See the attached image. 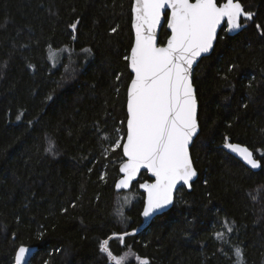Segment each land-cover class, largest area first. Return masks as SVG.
<instances>
[{"label":"trees","instance_id":"1","mask_svg":"<svg viewBox=\"0 0 264 264\" xmlns=\"http://www.w3.org/2000/svg\"><path fill=\"white\" fill-rule=\"evenodd\" d=\"M240 1L253 18L235 35L220 30L194 73L199 176L191 190L180 187L170 210L126 238L150 264H235L236 246L244 264H264V0ZM132 4L0 0V264H14L20 245L37 246L30 264H110L100 241L142 226L139 184L151 178L143 171L130 190L117 191L124 156L111 147L126 137ZM169 34L164 26L162 44ZM226 136L252 149L261 169L228 153ZM129 195L122 220L115 210ZM225 221L234 222L231 233ZM110 247L129 250L117 240Z\"/></svg>","mask_w":264,"mask_h":264},{"label":"snow or ice","instance_id":"2","mask_svg":"<svg viewBox=\"0 0 264 264\" xmlns=\"http://www.w3.org/2000/svg\"><path fill=\"white\" fill-rule=\"evenodd\" d=\"M131 12L135 40L130 53L124 57L132 73L127 85L126 139L118 137L111 147L113 150L122 147L126 157L120 164L123 175L115 184L117 189H128L141 169L153 174L154 182L139 184L147 191L142 215L149 217L173 203L178 184L191 188L190 182L197 176L189 152L190 143L199 131L193 63L213 47L218 28L224 30L226 26L228 32H235L245 26L241 19L251 20L254 13L245 11L240 0H224L219 4L217 0H133ZM164 19L171 34L166 43L160 45L157 28L162 26ZM77 23L69 27L75 31ZM256 27L260 28V25ZM55 51L59 50L50 51V59L54 60ZM224 139V147L251 169L261 168V161L254 158L253 150L228 142L227 136ZM46 151L55 154L52 141ZM261 156L264 158V152ZM130 203L131 195L124 197L115 210L122 220L127 219L124 208ZM231 223L234 222H224L228 233L233 231ZM135 232L136 229L132 233H113L100 241V251L106 254L110 264H130L132 259L137 264H150L147 257L135 254L126 244V238ZM215 238L224 244L230 243L224 233H217ZM112 240L119 241L129 250L122 255L115 254L110 247ZM30 251L20 245L14 264H30L27 258ZM233 252L235 264H244L243 250L236 246Z\"/></svg>","mask_w":264,"mask_h":264},{"label":"water","instance_id":"3","mask_svg":"<svg viewBox=\"0 0 264 264\" xmlns=\"http://www.w3.org/2000/svg\"><path fill=\"white\" fill-rule=\"evenodd\" d=\"M217 2H218V0H217ZM240 2H241V1H240ZM241 3H242V2H241ZM218 4H219V2H218ZM242 5H243V4H242ZM243 7H244V6H243ZM244 9H245V8H244ZM245 11H246V10H245ZM241 23H243V24L246 26V24L243 22V18L241 19ZM164 26H166L167 30H168L169 33L171 34V31H170V29H169L168 26H167V21H166V19L162 20V26L157 28V36H158V41H159V44H160V45H163V44L160 42V37H161V32H162V29H163ZM245 26H244L242 29H239V30H237V31H235V32H228V31H227V32H228L229 35H235V34L239 33L240 31H242V30L245 28ZM132 27H133V15H132ZM220 30H221V29L218 28V30H217L218 35H219V33H220ZM133 32H134V40H135V29H134V27H133ZM170 34H169V35H170ZM217 38H218V36H217ZM166 41H167V40H166ZM216 42H217V39L214 41V43H213V47L209 50V52H208V53H204V54H202V55H201L200 57H198L197 60L193 63V66H192V80H193V87H194V89H195V93H196V86H195V84H194V73H195V69H196L197 65L199 64L200 60H201L203 57H206V56H209V55L212 54V52L214 51V48H215ZM133 43H134V42H133ZM165 43H166V42H165ZM165 43H164V44H165ZM196 97H197V93H196ZM197 101H198V98H197ZM198 124H199V131H198L197 135H195V136L193 137V140H192V142L190 143V146H189V152H190V157H191L192 161H193V158H192V154H191V146L193 145V143H194L195 139L197 138L198 134L200 133V122H199V101H198ZM125 139H126V137H125ZM230 143H234V142H230ZM234 144H240V145H242V146H246V145L241 144V143H234ZM223 147H224V146H223ZM246 147H248V146H246ZM248 148H249V147H248ZM224 149H225L228 153L232 154L233 156H235L236 158H238L240 161H242V160H241L236 154L230 152V150L226 149L225 147H224ZM249 149H250V148H249ZM250 150H252V149H250ZM254 158L258 159V158L255 156V154H254ZM124 159H126V157H124ZM258 160H259V159H258ZM242 162H243V161H242ZM243 163L246 165L245 162H243ZM193 165H194V168L196 169L197 176L193 177L192 181L190 182V183H191V188H189L187 185H181V184H178V185H177V188L174 190V193H173V196H174L173 203L170 204V205H168L167 207H165V208H163V209H161V210H159V211H157V212L151 214L149 217H144V216L142 215L143 218H144V222H143L142 226H140V227L136 230V232H139V231L143 230L146 226L149 225V223H150V222H151L156 216H158V215H160V214H162V213L167 212L168 210H170V209L173 207V205H174V203H175V199H176V194H177L178 190L180 189V187L185 186L186 188H188V190H191V189H192L193 182L196 181L197 178H198V176H199V171L197 170V168H196V166H195V164H194V161H193ZM246 166H247L248 168H250V166H248V165H246ZM261 167H262V164H261ZM250 169H251V168H250ZM260 169H261V168H259V169H251V170H253V171H259ZM119 170H120V166H119ZM143 171H146V172L148 173V175L150 176L151 179H150V180L143 181V182H140V184L145 183V182H147V183H152V182H154V176H153V174H152L150 171L146 170V169H141V172L137 175L136 179L132 182V184L130 185V187H129L128 189H117V188H116V190H117V191H128V190H130L131 187H132V185L134 184V182H136V181L139 180V178H140V176H141V174H142ZM122 175H123V174L120 172V177L118 178V180L121 179ZM118 180H117V181H118ZM117 181H116V182H117ZM140 189H141V191H143L144 194H145V204H144V208H145L146 203H147V191H146V189H142V188H140ZM143 210H144V209H143ZM136 232H135V233H136ZM129 233H132V231L129 232ZM23 246H25L26 248H30V250H31L30 253H29L28 256H27V258H28V260H29V262H30L31 258L34 256V254L36 253V251L38 250V248H37V246H30V245H23Z\"/></svg>","mask_w":264,"mask_h":264}]
</instances>
